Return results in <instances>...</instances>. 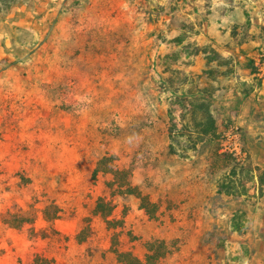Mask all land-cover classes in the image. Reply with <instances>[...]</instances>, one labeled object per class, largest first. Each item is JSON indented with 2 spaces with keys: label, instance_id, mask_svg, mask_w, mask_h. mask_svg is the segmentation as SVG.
<instances>
[{
  "label": "rangeland",
  "instance_id": "rangeland-1",
  "mask_svg": "<svg viewBox=\"0 0 264 264\" xmlns=\"http://www.w3.org/2000/svg\"><path fill=\"white\" fill-rule=\"evenodd\" d=\"M105 154L177 216L156 264H264V0H0V264H125L76 241Z\"/></svg>",
  "mask_w": 264,
  "mask_h": 264
},
{
  "label": "trees",
  "instance_id": "trees-1",
  "mask_svg": "<svg viewBox=\"0 0 264 264\" xmlns=\"http://www.w3.org/2000/svg\"><path fill=\"white\" fill-rule=\"evenodd\" d=\"M116 157L114 154L103 155L93 170L95 179L99 174L109 178L106 182V188L111 191V199H108L107 194H103L96 199L89 198L87 202L81 204L83 209L88 212V216L84 219L82 229L76 235L77 244L88 245L87 250L90 251L92 249L90 245L97 238L100 239V237L108 234L114 246H117L116 252L120 259L119 262L125 264L160 263L174 253L170 246V240L176 237H173V232L176 229L174 225L177 224V216L172 214L169 220L171 225H167L163 220L164 212L160 211L161 202H155L143 191L137 192V188L132 186L129 178H127L128 172L117 165ZM118 195H126L139 200V209L143 210L145 216L149 218L146 223L133 226L132 229L128 230L132 243L136 241L129 251L124 250L126 241L122 239L124 231L127 230L125 227L126 219H118L115 216ZM173 197H167L171 205H173L171 201L176 202V197ZM162 224H165L166 228L161 232H156L154 227L162 226ZM95 251L93 250L94 255L99 256L98 252L95 253Z\"/></svg>",
  "mask_w": 264,
  "mask_h": 264
},
{
  "label": "built area",
  "instance_id": "built-area-1",
  "mask_svg": "<svg viewBox=\"0 0 264 264\" xmlns=\"http://www.w3.org/2000/svg\"><path fill=\"white\" fill-rule=\"evenodd\" d=\"M226 149H228L230 152H234V148H230L229 146L226 145Z\"/></svg>",
  "mask_w": 264,
  "mask_h": 264
}]
</instances>
